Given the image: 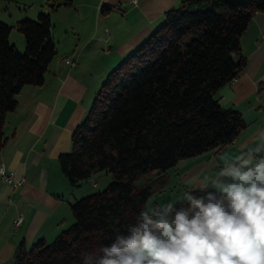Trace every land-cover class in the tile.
<instances>
[{
    "label": "trees",
    "instance_id": "1",
    "mask_svg": "<svg viewBox=\"0 0 264 264\" xmlns=\"http://www.w3.org/2000/svg\"><path fill=\"white\" fill-rule=\"evenodd\" d=\"M73 0H52L55 10ZM264 0H180L161 23L102 81L57 162L71 186L97 171L105 188L69 202L72 223L52 241H21L11 264H79L81 253L132 222L155 193L169 185L178 161L230 143L245 126L216 92L238 76L245 59L240 37ZM0 21V147L7 113L24 85H41L55 55L48 11L17 22L25 46L10 42ZM154 174L139 186L137 180Z\"/></svg>",
    "mask_w": 264,
    "mask_h": 264
},
{
    "label": "crops",
    "instance_id": "2",
    "mask_svg": "<svg viewBox=\"0 0 264 264\" xmlns=\"http://www.w3.org/2000/svg\"><path fill=\"white\" fill-rule=\"evenodd\" d=\"M100 1V10H110L111 4L115 2ZM100 1H72L78 21L82 24L80 28H73L74 31L82 33L90 18L95 20L92 27L98 25L96 19L103 15V11L99 13ZM174 1L137 0L136 4L128 2L130 10L127 12L130 16H137L161 8V13L158 14H164L165 10L173 8ZM160 16L150 20L157 24L161 21ZM153 29L154 27L147 29L134 38L131 36L129 44L118 47V58L124 60ZM52 35L51 30V37ZM88 39L96 40L92 36ZM52 40L54 42L53 37ZM106 40L102 36L97 44L108 50L112 46ZM240 48L245 59L241 71L237 77L219 88L216 95L223 108L235 109L241 113L245 121L244 128L230 143L178 161L166 171L170 182L165 189L175 184L183 191L186 184L205 175L210 176L218 170L224 157H230L254 143L256 139L264 137V10L256 12L249 21L240 37ZM105 54L109 55V52ZM61 66V63L52 64L50 61L43 84L24 85L17 95V106L5 117L3 130L6 138L0 147V165L7 172L13 173L14 179L24 178V182L13 186L0 180V264L12 263L14 250L21 241L30 245L39 238H53L59 232L58 229L60 230V220L55 224L50 222L54 220L53 196L58 194L60 188L56 187L54 181L49 182V168L44 159L45 144L52 135L51 132H54V124L66 125L73 131L85 114L83 108L78 106L76 98L64 91L65 75L60 70ZM48 79L54 80V87ZM19 214L23 216V220L21 224L15 225L13 220ZM62 216L63 219L66 218L65 213ZM72 221L73 219L71 223Z\"/></svg>",
    "mask_w": 264,
    "mask_h": 264
},
{
    "label": "clouds",
    "instance_id": "3",
    "mask_svg": "<svg viewBox=\"0 0 264 264\" xmlns=\"http://www.w3.org/2000/svg\"><path fill=\"white\" fill-rule=\"evenodd\" d=\"M104 239L79 264H264V137Z\"/></svg>",
    "mask_w": 264,
    "mask_h": 264
},
{
    "label": "rangeland",
    "instance_id": "4",
    "mask_svg": "<svg viewBox=\"0 0 264 264\" xmlns=\"http://www.w3.org/2000/svg\"><path fill=\"white\" fill-rule=\"evenodd\" d=\"M114 1L111 4L110 10L106 8L100 10V1L98 4L99 13L103 11V15L101 18L96 19L98 25L92 27L91 25L94 24L95 20L94 18H90L83 32L77 33L73 28H80L82 24L78 21L73 3L61 5L56 10H51L49 5L52 0H0V21L11 26L9 39L19 51L24 49L25 41L22 33L17 30V22L24 18L34 20L40 11H48L50 13L52 37L56 44V54L51 60L52 64L61 63L63 65L60 70L65 75L64 91L76 98L78 106L83 108L84 113L89 109L90 101L93 99L105 76L113 69L112 67H116L120 63L118 47H125L129 44L128 40L131 36L134 38L147 29L156 28L163 19L164 14H158L161 13V8L153 9V11L151 10L147 14L141 13L137 16H130L127 10H130L128 2L131 3V0ZM176 1H174L173 8L180 2V0L177 3ZM116 4L118 7H114ZM159 15H161V21L154 24L150 19ZM89 36L96 38V40H87ZM97 36L99 37L98 39ZM102 36L107 38L106 43L112 46V48L109 47L107 50V48H101L97 44ZM108 52L109 55H106L105 53ZM70 61L73 62L70 63ZM68 68L71 69L68 71ZM48 81L52 82L53 87L55 86L54 80L48 79ZM53 130L54 132H51L52 135L46 140L44 159L49 168V182L54 181L56 187L60 188L58 194L53 196L54 206L52 208V216L54 220L50 221L52 222L51 224H55L60 220V230L58 229L60 232L71 223L72 214L69 202L105 188L111 181V175L104 171H97L90 178L81 181L78 185L71 186L60 172L57 155L58 152L70 151L72 128L66 125L54 124ZM153 175L147 174L137 180L135 184L139 186ZM93 181H95V184H93ZM181 193L182 189L172 184L170 188L151 196L144 206H150L153 202L172 200ZM64 213L66 214L65 219L62 216ZM55 236L47 238V242L52 241Z\"/></svg>",
    "mask_w": 264,
    "mask_h": 264
},
{
    "label": "built area",
    "instance_id": "5",
    "mask_svg": "<svg viewBox=\"0 0 264 264\" xmlns=\"http://www.w3.org/2000/svg\"><path fill=\"white\" fill-rule=\"evenodd\" d=\"M131 2L136 4L137 0H131ZM115 7H118V5L116 4ZM72 62L73 61H70V63H72ZM0 180L2 182H5V183H10L13 186L20 185L24 182V178L14 179L13 173L7 172L2 164L0 165ZM93 184H95V181H93ZM22 220H23V216L21 214H19L13 220V223L15 225H19V224H21Z\"/></svg>",
    "mask_w": 264,
    "mask_h": 264
}]
</instances>
